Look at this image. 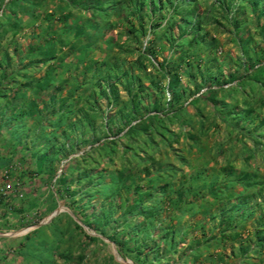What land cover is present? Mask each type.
I'll use <instances>...</instances> for the list:
<instances>
[{
    "label": "rangeland",
    "instance_id": "1",
    "mask_svg": "<svg viewBox=\"0 0 264 264\" xmlns=\"http://www.w3.org/2000/svg\"><path fill=\"white\" fill-rule=\"evenodd\" d=\"M62 4L65 12L73 14L69 22L78 18L75 26L86 25L90 31L86 41L92 44L85 60L76 58L74 63L81 66L69 67L65 77L81 75L86 82L81 93L86 94L95 86L92 75L96 72L105 86L115 83L121 97L98 98L101 116L94 126L81 122L75 112L78 107L73 112L51 114L54 103L50 95L56 93V106L61 108L65 99L70 100L72 77L62 91L57 89L60 81L49 86L43 93L45 102L40 99L37 107L45 109L42 116H36V110L26 123L16 118L18 111H6L1 119L5 99L0 98V264H147L122 253L118 243L93 227L105 205L112 208L109 232H126L127 221L142 222L145 215L139 208L159 210L164 216L174 214L184 234L178 239V252L162 262L180 264L178 255L195 244L194 238L202 230L219 235V215L213 216L222 202L207 193L202 201L205 206L188 205L187 210L178 212L182 202L174 190L206 179L221 185L222 200L235 201V195L241 193L250 198L251 189L244 190L239 184L232 187L227 180L225 174L231 168L258 172L264 187V0H39L37 13L20 11L21 27H0V49L26 48L34 30L38 34L35 42L39 35H49L46 11L54 10L51 20L57 18L63 13ZM1 17L7 16L0 11ZM54 22L64 24V20ZM140 22L145 25L144 35L128 32ZM65 30L63 26L57 33L67 43L62 45L55 38L51 45L55 44L57 58L70 60L78 52L70 46L75 48L79 39H73V34L65 37ZM50 34L54 36L55 31ZM136 60L144 63L131 67ZM37 68V75L43 76L47 63ZM131 75L136 77L133 90L141 106L135 119L128 120L143 121L129 137L115 142L118 133L128 129L119 103L132 99L125 86ZM140 83L145 87L138 91ZM174 89L183 95L175 102ZM181 105L186 106L184 111L165 116ZM87 110L91 113L89 106ZM49 120L54 125L42 129ZM150 120L165 121L169 140L155 134L152 145L142 149L146 139L142 126L147 127ZM154 126L158 127L157 123ZM97 136L110 140L115 151L98 148ZM136 164L140 167H134ZM128 169H133V183L122 181L117 173ZM168 169L174 170L175 176L148 179L150 172L156 176ZM197 174L202 178H195ZM170 182L171 192L165 194L161 187ZM137 184L141 185L139 194L135 193ZM225 185L228 187L223 188ZM232 190L240 193L234 195ZM248 227L243 230L246 239ZM158 232L159 227L153 236ZM125 236L129 238V234ZM234 242L213 240L209 247L201 245L203 255L197 260L187 256L186 264H217L218 254L226 257L223 264H261L259 257L252 255L254 251L245 259L239 253L227 257L239 244ZM147 248L144 244L143 250ZM161 250L168 254L165 248ZM210 251L215 256L210 257Z\"/></svg>",
    "mask_w": 264,
    "mask_h": 264
},
{
    "label": "trees",
    "instance_id": "2",
    "mask_svg": "<svg viewBox=\"0 0 264 264\" xmlns=\"http://www.w3.org/2000/svg\"><path fill=\"white\" fill-rule=\"evenodd\" d=\"M62 1L65 2L66 0ZM37 2H39V0H7L6 2L5 0H0L1 14L2 16H7L1 17L0 27H4L6 25H15V27L17 28L21 27L22 19L20 18V11H26V13L31 15L37 13L39 9ZM141 3L142 6H145L144 1H142ZM61 8V11L63 12L62 15L57 18L53 17L52 20L51 17L55 14L54 10H51L50 12L49 10L46 11V15L48 17L46 16L45 18L46 21H48L49 35H39L40 40L38 39V42H35L38 34H36L34 30L32 32L31 40L27 44L26 48L24 47L22 49L19 48L18 45H16L14 47V51L9 50V48L5 46H3V48L5 47L4 50L3 48L0 49V51H3L2 54H0V98L5 99L3 107L4 112L2 113L1 119H3V116L5 115L4 113L6 111H10V113H15L18 111L16 118H18L20 121L23 120L26 123V120L31 117L32 114L35 115L37 107H39V104H41L40 99L45 102L43 93L47 92L49 86L55 84V81H60L61 83L57 85V89L59 91H62L64 85L68 83L71 77V82L73 81L74 86L72 87L73 91H71L70 100L65 99L62 103L61 108L58 109L56 106L57 95L56 93H52L49 98L54 103H51L50 105L51 108H53L51 110V114L64 113L69 111L73 112L72 109L78 107L77 111L75 112L80 115L82 120L81 122H85L89 126H94V122H96L97 117L101 116V110H99V107H96L98 98L106 97L108 100L120 99V90L116 86V84L113 83L109 84L110 86H105L104 79L98 77L96 72H94L92 75V78H96L95 86H91L92 88L88 90L86 94L81 93V89L85 86L86 83L85 80L82 79L81 75L77 74L74 78V76L68 74V77H65V72L69 67L74 65V68L78 69L81 66L82 63H74L75 60L76 58H78L80 62L81 60H85V55L88 53V48L92 44L86 41L87 32H90L85 28L86 25L84 24L85 26H75V22L78 18H74L72 23L69 22L68 19L69 17L73 16V14H71L70 12H65L64 9L67 8L63 4L61 5ZM68 13H70V15ZM54 20H64V24L61 26H57L55 25ZM63 26H65V31H67V35L65 37L68 38L69 35L73 34V39H79V43L77 44V46H74L75 48H72V45L70 46L71 51L74 52V50H78L77 53H74L75 56H73V58L70 60H67L65 56H62V58H57L58 56L55 51V44L51 45V43L54 41L53 39L55 38H57L59 42L62 43V45L67 43L66 39L63 38L64 36L61 37L62 34L57 33V31L63 28ZM144 27L145 25L143 24V22H140V26L138 28H135L134 25H132L128 28V32L136 33L140 37V35H144L146 33ZM50 31H55L54 36L50 34ZM138 32H140L141 34H138ZM143 54L146 55V52L143 51ZM40 63H47V68L43 76H38L36 73L39 70L37 66ZM143 63L144 62H142V60H136L135 62H133L131 67L135 66V64H137V66L139 67ZM105 64H108L107 60L104 61V65ZM86 69L89 70V68ZM134 84H136V77L131 75L128 78L125 86L128 90V94H133V96H130L132 99H130V102L119 103L122 107L123 115L125 119H127L128 129L121 135L119 134V132L116 139L114 140L115 142L118 140H122L125 137H129L130 132L136 128H139L141 122L143 121V119L141 118V120L136 123H132L130 122V120H128V118H133L134 113H139V109L141 106V99L138 98V93L133 90V88L135 87ZM144 87L145 86L140 83L138 91L143 90ZM174 91L175 102L176 99H179L183 95L180 94L181 92L178 89H174ZM31 93L33 94V96L30 95ZM78 99L80 102L76 101ZM78 105H80V107ZM87 106H89L91 113L93 114L89 113V111L87 110ZM174 107L173 109L171 108L169 112H166V117L171 114L177 115L186 109V106L184 105L175 108ZM43 109L37 110L36 116L41 117ZM157 113H159V111ZM148 117L149 116H147L146 114L144 119L147 120ZM154 123H157L158 127L154 126ZM49 124L54 125V122L49 120L48 124H44L42 129H44V127ZM58 125H62V123L59 122ZM146 125L147 127L145 125L142 126L143 128L141 127L146 135L145 143L142 149H144V147H146L147 145H152L153 140L156 139L155 134L161 135L166 141L169 140L167 139V135L164 132L166 127L165 121L163 122L162 120H160L158 122H154L153 120H150V122L146 121ZM108 126L109 124L106 123L105 128L108 129ZM188 134L192 135V137L195 138L192 132H188ZM97 137L98 148L106 149L107 152L115 151V148H113L111 146V142H109L110 140L102 141V138L100 136ZM123 143L126 142L123 141ZM128 147L129 145H127L126 147L127 150ZM58 153H60V151ZM140 164H136L134 167H140ZM231 169H229L225 174L226 177L229 178L226 179L228 181L230 180V182L232 183V187L239 184L243 187L244 190L251 189L252 192L251 194H249L250 198L244 196L243 193L238 194L240 192L232 190V194H238L237 196L234 194L236 200L230 201L232 198L222 200L220 196L222 191L221 185H216L215 183L208 182L206 179L200 182L199 185H189V187L184 190H179L178 192L175 190L173 191L174 193H176L179 201L182 202L181 205L178 206V212L182 211L183 209L187 210L188 205H193L191 206L192 208H195L196 206H205V202L202 201L205 199V195L207 193L213 195L214 201L219 200L222 202V205H220L218 212H215L213 216L216 217L217 215H219V224L221 225V227L219 228V235H209L205 230H202V233H200L198 237L195 236V244H191L192 246L187 252H184L183 255H178L179 259L181 260L180 264H186L188 262V258L186 259V257L189 255L190 257L192 256L193 260H197L198 258H200L201 255H203V249H200L201 245L205 247L208 245L207 247H209V243L213 240L221 242L226 241L227 239H234L235 242H239L237 248H233L231 254L227 257H231V255L237 256V253H239L241 258L245 259L246 257H249L250 251H254L252 255H257V257H259V259L262 261L261 264H264V187L261 186V183H263V176H261L258 172H254L249 169H242L241 171H235L234 169ZM173 171L174 170L172 169L163 170V172L157 173L156 176H154L155 172H150L148 174V179H150L151 181H161L164 180V178H166L167 176H175V173ZM132 172L133 169H128L125 172L120 171L117 173L122 176V181L128 180L133 183L134 175L132 174ZM229 172H231V176ZM194 177L199 179L202 178L201 174H197ZM114 179L116 180L117 177H114ZM226 185L223 188L228 187ZM172 186L173 183L170 182L169 184H164L161 188L163 189L164 193L167 194L168 192H171ZM139 187H141L140 184H137V186L135 187L136 194H139L140 192ZM200 195L202 196L200 197ZM257 199L261 200L259 201ZM102 211L103 212L102 214H100V216L95 217V220L98 219L96 225L93 226V222H90L89 220L84 221L88 226L95 227V229L100 230L104 235L110 237L112 240L118 243L122 253L138 260L142 259L143 262L147 264H163L162 259L164 257H170V254H175L178 252V239L183 237L184 233L181 231V227L178 224L179 220L177 222L175 218L176 216H174L173 218L174 214L164 216L163 214H161V212H159V210H157L156 212H152L148 208H139L140 214L145 215L142 222L129 224L127 221L126 223L130 227L127 226L126 232H117L116 230L109 232V230H107V226L111 223L110 213L112 211V208L105 205ZM77 225L82 228V225H80L79 223ZM248 225L250 228L248 227ZM158 227L159 232L157 236H153V233ZM199 227L201 229L204 228L202 225H200ZM247 227L248 238L246 239L243 236V230L246 231ZM125 234H129L128 239L124 238ZM90 237L94 238L92 235H90ZM151 241L153 242V244L150 243ZM144 244H147L148 248L146 250H143ZM162 247L166 249L168 254H163V251L161 250ZM208 255H210V257L215 256L212 251L208 252ZM215 259L218 261L217 264H223L226 257L224 255L218 254ZM157 261H159V263ZM245 263L241 261L237 264Z\"/></svg>",
    "mask_w": 264,
    "mask_h": 264
},
{
    "label": "built area",
    "instance_id": "3",
    "mask_svg": "<svg viewBox=\"0 0 264 264\" xmlns=\"http://www.w3.org/2000/svg\"><path fill=\"white\" fill-rule=\"evenodd\" d=\"M4 189V191H5V188H2V190ZM6 193V192H5Z\"/></svg>",
    "mask_w": 264,
    "mask_h": 264
}]
</instances>
